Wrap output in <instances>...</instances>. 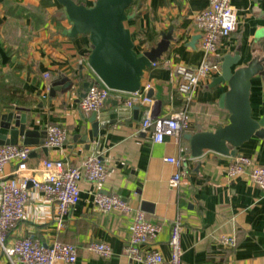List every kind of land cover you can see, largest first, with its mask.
I'll return each mask as SVG.
<instances>
[{
	"label": "crops",
	"instance_id": "0c3cea01",
	"mask_svg": "<svg viewBox=\"0 0 264 264\" xmlns=\"http://www.w3.org/2000/svg\"><path fill=\"white\" fill-rule=\"evenodd\" d=\"M92 6L95 0H74ZM208 0H135L125 25L130 29L136 51L148 50L171 30L172 39L159 61L168 66H149L141 77V88L149 84L152 102L134 104L123 115L98 130L88 140L92 112L79 107L81 84L85 80L101 81L88 64L92 45L87 34L68 36L70 28L62 5L57 0H0V113L7 106L21 107L27 114V127L46 133L50 124L67 129L68 136L58 147L29 145L32 158H60L70 165L97 154L108 170L101 183L82 179L79 200L64 217L63 227L56 219V207L39 190L29 186L26 216L10 228L8 239L33 233L42 243L53 240L77 247L72 264H144L128 258L123 247L129 237L134 210L161 225L156 237L144 244L169 257L170 225L180 214L181 264H264V193L242 174L227 176V168L239 155L249 157L254 165H264V134L251 135L237 148V155L203 149L199 155L188 150L189 134L213 132L229 123V111L220 106L226 84H212L217 73L202 85L190 102L189 126L179 141L165 137L153 140V128L141 126L143 111L163 117L184 105L174 67H196L203 58L200 34L195 25L198 12ZM236 10V29L221 37L214 57H235L232 68L255 64L249 78L248 102L251 116H264V0H232ZM73 82L69 91L63 78ZM63 84L55 87L52 83ZM64 90V91H63ZM129 93L112 90L98 112L117 110ZM22 112V111H21ZM22 112V113H23ZM86 137V138H85ZM18 143H22L19 138ZM92 146V148L90 147ZM166 156L182 157L184 178L178 189L168 179L178 167L165 161ZM13 164L5 166L9 175ZM113 193L126 199L131 213L99 211L93 203L96 193ZM222 235L234 239L233 245L220 242ZM92 241H104L112 249L110 257H101L88 249ZM0 248V264H9ZM66 264V263H58Z\"/></svg>",
	"mask_w": 264,
	"mask_h": 264
},
{
	"label": "built area",
	"instance_id": "2783aa9c",
	"mask_svg": "<svg viewBox=\"0 0 264 264\" xmlns=\"http://www.w3.org/2000/svg\"><path fill=\"white\" fill-rule=\"evenodd\" d=\"M237 24L236 10L232 0H208L207 5L195 17V25L200 34V48L203 58L196 67L177 65L174 75L179 78L178 91L184 105L178 111L163 117H152L151 111H143L141 126L143 129L153 128V140L162 142L165 137L179 141L183 131L189 126V104L195 92L206 81L219 73L220 61L214 55L221 37H228ZM168 66L166 61L151 62V66ZM149 84L129 93L124 104L149 105L152 98L147 96ZM111 89L102 82H92L84 97L79 100V107L86 112H97L104 105ZM44 146L54 148L60 146L68 136L67 129L58 124H50L46 128ZM29 145L23 143L0 145V248L9 258V264H72L77 258V247L73 244L53 240L42 243L33 233L8 239L10 228L14 227L26 216V203L30 198L29 186L43 193L45 199L56 207V219L59 227L65 223L71 208L79 200V182L86 179L101 183L108 176V170L97 154L86 156L79 164L70 165L60 158H32ZM165 161L178 167L170 178L168 185L178 189L184 178L181 169L182 157L166 156ZM13 164L9 175H4L7 164ZM248 174L251 181L264 193V165H254L245 155H239L227 168V176L235 179ZM93 203L99 211L117 210L131 213L134 209L130 202L113 193H96ZM129 225V237L123 247L128 258L144 264H181L182 247L181 233L183 224L180 214L172 220L168 239L169 257L166 258L159 250L144 249V244L156 237L161 229L145 217L141 209L133 211ZM224 245H233L234 239L227 235L220 237ZM88 249L101 257H110L112 249L104 241H92Z\"/></svg>",
	"mask_w": 264,
	"mask_h": 264
},
{
	"label": "water",
	"instance_id": "95a60500",
	"mask_svg": "<svg viewBox=\"0 0 264 264\" xmlns=\"http://www.w3.org/2000/svg\"><path fill=\"white\" fill-rule=\"evenodd\" d=\"M57 1L62 5L70 22L67 35L71 37L78 34L88 35L92 45L88 64L98 79L111 90L127 93L139 90L144 70L151 62L161 57L172 39L169 30L162 33L160 40L150 49L136 51L130 29L125 25L130 17L127 9L133 0H95L92 6L74 0ZM236 61L235 57H224L220 74L212 81V84L227 85V89L220 96L219 104L229 111V123L213 132L189 134L188 151L192 155H199L203 149H211L236 156L237 148L243 141L251 135L261 137L264 134V116L254 119L248 102L249 78L255 72V64L250 62L244 67L233 69L232 65ZM63 83L53 82L50 94H55L57 85L63 84L65 91H69L73 86V82L67 77L63 78ZM91 84L89 80L82 82L78 100L85 96ZM147 96L150 97V93ZM5 109L6 111L0 113V145L17 144L19 138H22L23 144L40 145L46 152L47 147L44 146L46 133L27 127V114L23 112L24 109L11 106ZM128 109L126 105H121L117 110L108 113L92 112L89 117L91 129L88 131V140L92 141L101 127L114 121ZM34 155L36 152L32 150L30 156Z\"/></svg>",
	"mask_w": 264,
	"mask_h": 264
},
{
	"label": "trees",
	"instance_id": "16d2710c",
	"mask_svg": "<svg viewBox=\"0 0 264 264\" xmlns=\"http://www.w3.org/2000/svg\"><path fill=\"white\" fill-rule=\"evenodd\" d=\"M134 3H135V0L132 1L131 5L129 7H131Z\"/></svg>",
	"mask_w": 264,
	"mask_h": 264
},
{
	"label": "rangeland",
	"instance_id": "374dc122",
	"mask_svg": "<svg viewBox=\"0 0 264 264\" xmlns=\"http://www.w3.org/2000/svg\"><path fill=\"white\" fill-rule=\"evenodd\" d=\"M127 11H130V7L127 9Z\"/></svg>",
	"mask_w": 264,
	"mask_h": 264
}]
</instances>
